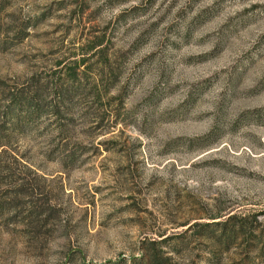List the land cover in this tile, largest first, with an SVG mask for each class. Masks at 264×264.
Segmentation results:
<instances>
[{
  "label": "rangeland",
  "instance_id": "rangeland-1",
  "mask_svg": "<svg viewBox=\"0 0 264 264\" xmlns=\"http://www.w3.org/2000/svg\"><path fill=\"white\" fill-rule=\"evenodd\" d=\"M0 22V148L30 167L0 264H142L178 231L183 263L264 264V0H0Z\"/></svg>",
  "mask_w": 264,
  "mask_h": 264
},
{
  "label": "trees",
  "instance_id": "trees-1",
  "mask_svg": "<svg viewBox=\"0 0 264 264\" xmlns=\"http://www.w3.org/2000/svg\"><path fill=\"white\" fill-rule=\"evenodd\" d=\"M4 4V3H3ZM3 6V5H2ZM1 6V7H2ZM2 29V25L0 22V48H6V44L3 37H1V30ZM15 42H19L21 41L24 36H26V31H24V29H19L18 31H16L15 33ZM100 44V41H94V44L92 46L96 47L97 45ZM104 46H97L94 54L99 55L100 57L106 56L107 53L104 50ZM81 72H83L84 70H80ZM77 74V73H76ZM101 70L98 71L97 73L93 74V79H92V83H91V87L94 86H98L99 84H102V75H101ZM76 78L74 77H68L67 80V84L65 87L66 92H70L71 88H74V80ZM71 87L70 89L68 87ZM109 86H105V89L103 90L104 92H107ZM1 92H3L0 89ZM9 92V91H8ZM100 90L97 91V93L99 94ZM13 97H10L11 100ZM32 99L33 96L32 94H29L27 96L24 97V101H22V103L24 105H26L27 108H32L33 103H32ZM14 102H18V101H14ZM6 144V143H1V145ZM7 153V148L5 147H1L0 148V215L4 214L5 210H3V208H1V205H3V203L6 201V203L8 202V205L11 206V204L13 205H17L21 199H23L26 196V184H27V179L26 176H18L15 174H19L21 172H29L28 169L30 170V167L28 165H26L25 163H19L20 167L17 169L15 168H11V165L9 163H7L4 159V154ZM15 160H18L14 155H11ZM9 173V178L6 179L4 178V172ZM25 192V193H24ZM49 202L47 203L48 207H49V212H53L54 209L56 208L55 203L53 202V197H50ZM41 203V202H40ZM42 204V203H41ZM259 213H264V209H260ZM218 215L212 216V217H216ZM231 219H237V222L233 223V226H231L230 228L227 226V222ZM242 219H245V217H243L241 214L232 212L229 213L224 219L222 220H217L216 223L221 225V230L219 235L216 236V239L220 240L221 242L225 243V245L229 244V240L233 239L234 235L236 234V230H240V233H242V230L244 228V222L242 221ZM192 225H198L199 222H194L191 223ZM190 224V225H191ZM187 230V229H186ZM185 230V231H186ZM183 231H178V232H174L172 234H168L165 235L161 238H148L147 242L149 246H146V250H142L140 257L142 258V264H189L192 263V260L189 261V263H183L181 261H179V259L175 258L172 254L168 253L167 248H164L161 243L162 242H166L168 241L169 244L175 245L179 242V237H181ZM258 236L255 235L254 239H257ZM248 241L250 239H247ZM252 241V240H251ZM255 241L253 240V243ZM264 247V243L260 244V249Z\"/></svg>",
  "mask_w": 264,
  "mask_h": 264
}]
</instances>
